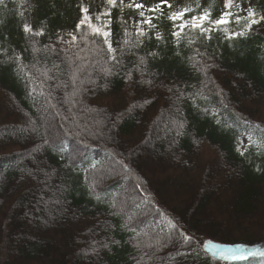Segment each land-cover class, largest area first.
Masks as SVG:
<instances>
[{"label": "trees", "instance_id": "16d2710c", "mask_svg": "<svg viewBox=\"0 0 264 264\" xmlns=\"http://www.w3.org/2000/svg\"><path fill=\"white\" fill-rule=\"evenodd\" d=\"M250 1L257 18L264 14V0H236L226 10L234 14L232 23L226 26L228 31L245 30L246 21L237 24L235 20L236 15H247L241 10ZM81 6L89 10L92 27L85 22L77 30ZM180 6L193 9L186 19L204 10L211 13L212 19L224 12L219 0H183ZM104 12H110V17L102 15ZM124 12L136 14L138 9L129 3L121 4V0H116L115 6L108 5L107 0H4L0 4V36L4 58L11 65L7 71L0 69V177L10 174L9 161L14 156L27 158L45 147L65 155L76 143L85 152L84 156L78 164L67 162L68 166L82 167L84 173H89L88 177L94 170H100L98 175L102 179L87 180V184L106 196H111L115 189L119 193L127 184L124 211L127 219L131 217L128 225L137 232L154 229L162 238L167 236L166 232L181 236L183 231L192 237L210 234V230L195 231L181 223V216L168 208L174 200L191 207L210 197L215 209L200 217L214 223L233 217L237 221L228 225L232 230L247 219L264 221V169L259 177L245 182L235 160L242 156L237 147L233 150L234 142H213L192 135L183 138L184 108L196 104L208 111L217 109L215 116L235 139L245 137L264 151V120L260 111L264 101V22L253 25L246 36L232 40L225 38V26L214 31L211 40H202L198 31L185 29L177 44L171 36L173 25L168 12L162 11L163 15L148 12L147 17H154L155 27L134 25L132 31L122 19ZM109 19L111 23L104 30L110 31L109 41L116 49L114 55L122 61V67L113 70V75L102 70L112 67L114 61L108 57L113 54L108 53L104 37L93 31L103 28ZM25 24L33 32L43 31V34L26 33ZM138 27L144 31L143 36L138 33ZM60 35L69 40L64 42V48L59 43ZM192 39L196 42L189 44ZM206 65H211L209 68L222 77L216 76V82H212ZM77 68L75 87L80 88V93L74 99L80 103L69 112L65 93L73 91L70 75ZM6 75L9 78L3 79ZM65 83L67 87L62 86ZM13 84L19 93L13 90ZM153 87L162 88L161 92L156 91L157 102L149 99ZM49 94L51 104L46 103ZM29 119L35 120L39 134L24 131L33 125ZM179 121L183 122L182 128L177 127ZM19 132L21 135L16 136ZM57 134L59 138L55 141ZM45 138L49 143H43ZM147 148L150 152H145ZM87 155L93 158L102 155L99 162H105L104 165L83 163ZM32 164L29 162V172L37 176L17 182L18 191L8 201V211L2 210L0 201V264H11L21 257L30 238L36 240L37 248L41 242L49 248L55 243V237L43 228H36L33 235L27 232L22 221L26 212L32 211L31 200L35 204L39 195H50L51 190H56L54 179L40 178L43 173ZM237 182L240 185L235 191ZM161 221L167 225L163 229L159 228ZM80 224L65 261L54 260V264H82L91 253L89 227L85 222ZM239 247L236 252L246 260L244 264H264V237L247 240ZM31 264H45V261L38 259Z\"/></svg>", "mask_w": 264, "mask_h": 264}, {"label": "rangeland", "instance_id": "374dc122", "mask_svg": "<svg viewBox=\"0 0 264 264\" xmlns=\"http://www.w3.org/2000/svg\"><path fill=\"white\" fill-rule=\"evenodd\" d=\"M235 1L232 0V6ZM123 2L131 4V7H134L135 4H143L145 6L143 9H138L136 14L124 12L122 19L128 26L129 31H132L134 25L144 26L145 23H142V20L147 18V13L150 12L148 9L155 7L159 0H123ZM170 3L173 5V9L170 10L164 7L162 11H166L171 15L172 11L181 7L180 4L183 3V0H170ZM252 5L251 1L246 3L241 12L245 14L246 12L243 9ZM219 6L223 11L232 7L226 9L225 0H219ZM141 11L145 13L144 18L140 16ZM158 12L161 11L157 10L156 13ZM64 33L65 31L61 32V34ZM63 38L60 35L59 43L61 48L65 47V41L69 42L68 39ZM10 66L4 58L3 43L0 36V69L7 71ZM206 70L212 82H216L214 80L216 76L222 77L215 69L207 67ZM8 78V75L5 78L3 77V79ZM14 84L11 85L13 90L19 93L17 85L15 84V86ZM217 86L219 85L217 84ZM161 89L160 87H153L154 93L152 92L149 99L157 102V99H155L156 91L161 92ZM126 101H129L128 98ZM261 102L260 111L263 114L261 120H264V101ZM109 104H112V102ZM215 113L217 114V109L208 111L200 105H187L184 108L185 128L183 130V138L186 139L192 135L195 138L205 137L213 142H234V144L232 143L234 145L233 150L237 147L238 154L242 156V158L238 157L235 160L242 169L245 182L259 177L264 169V156L259 154L262 151V147L256 143L249 142L245 137L235 139L229 130L219 122ZM29 121L37 125L34 119H29ZM17 135L20 136V132ZM22 136L24 137L26 134ZM50 136L52 138L53 134H50ZM58 138V134L54 136L55 141H58ZM74 146L70 150L67 149L65 155L56 151L52 152L45 147L28 154L27 158L29 159L14 156L9 161L11 165L10 174L0 177V201L3 202V211H8V201L18 191L17 185L24 180H30L33 176H37L35 172H29V162H33L38 172L43 173L41 177L39 176L40 178L54 179L55 191L60 188L62 190H59L57 194H54L53 192L55 191L51 190L49 192L50 195L43 194L41 196L38 192V201L34 204L35 201L30 199V210L32 211L26 212V216L22 219L27 232H32V235L37 233L34 232L36 228H43L44 231L52 234L55 237L53 247L49 248L46 243L41 242L40 248H37L35 247L38 245L35 242L36 240L30 238L24 245L27 247L23 255L11 264H31L32 261L38 259L44 260L45 264H54V260L65 261L66 256L70 252L69 250L73 246L71 240L73 235L77 234L81 221L88 225L93 242L91 253L86 255L82 264H244L238 261L241 255H238L236 250L247 240H259L264 237V221L253 220L252 222L251 219H247L239 225H235L236 228L232 230L228 225L237 221L233 217L226 218L223 223H214L207 217H204L203 220L200 217L202 214L215 209L212 204L213 200L210 197L208 201L205 200L204 203L198 202L191 207L185 206L179 200L169 203L168 208L181 216V223L195 228V231L197 229L210 230L208 235L206 233L196 235L192 241L191 248L184 242L182 236L176 235L175 232L171 234L166 232L167 236L164 238L159 236V231L154 229H145L137 232L128 225L129 219H127L124 211L126 209L124 207L126 199L123 196L127 184L124 188H120L119 193H116L118 190L115 189L116 191H113L111 196L104 195L101 190H97L93 185H90V187L87 184V180L97 182L102 179L100 173L98 175L100 170H91L90 172H93L88 177L89 173H84L82 167L76 168L73 166L71 168L68 166V163L72 165L80 163L85 153H82L83 151H81L78 144L75 143ZM149 150L147 148L145 152ZM100 158L103 159V156L93 158L91 155H87L83 163H98ZM99 163H102L103 166L105 162L101 161ZM34 164L32 165L34 166ZM7 168L10 167L7 166ZM239 185L240 183L236 184L235 191ZM39 186H42V183H39ZM146 203L148 202L146 201ZM113 205H116V207H113ZM225 206L226 203L224 202ZM160 223L159 228L163 229L167 226L165 222L161 221ZM212 227L216 229H212ZM235 230L239 231L235 233L233 232ZM252 235L254 236L251 237ZM209 242L212 246L206 247ZM190 250L193 252L192 255H178V252L187 253ZM221 257H223L222 261H220Z\"/></svg>", "mask_w": 264, "mask_h": 264}, {"label": "snow or ice", "instance_id": "6c2138e0", "mask_svg": "<svg viewBox=\"0 0 264 264\" xmlns=\"http://www.w3.org/2000/svg\"><path fill=\"white\" fill-rule=\"evenodd\" d=\"M4 2V0H0V4H2ZM123 3V0H121V4ZM107 4L108 5H112L115 6L116 5V0H107ZM232 6V0H225V8H230ZM134 7L136 9H143L145 6L143 4H135ZM164 7H167L168 9H173V5L170 3V0H159V3L155 5V7L148 9V11L150 12H156L157 10L161 11V15H163L162 9ZM197 7H201L199 4H197ZM237 8H239L240 6L237 4L236 5ZM80 13H81V19L77 22L76 28L77 30L80 29L81 25L84 24L85 22H88L89 27H92L91 23H90V17L88 16V9L85 7H80ZM193 9L190 8L189 6H184L182 8H179L177 10H174L171 12V15L168 17V19L172 22L173 25V31L171 32V36L174 38V40L176 41L177 44H179L180 40H181V33H183L185 31V29H190L193 32H197L199 33V38L202 40H211L212 39V33L214 31H220L221 30V26H225V38L227 40H232L236 37H241V36H246L248 34L249 31H251L252 26L256 25V24H261V22H264V14H260L259 17L257 18V12L254 10V8L252 6H249L245 9H243V11H245L247 13L246 16H239L236 15V20L235 22L237 24H239V22L241 20L246 21L245 23V30H241V31H228L226 26L232 23V19L231 17L234 15L231 11H224L221 12L219 17L216 19H212L211 18V13L207 10H204L202 12H200L197 15H191L190 17H188L187 19L185 17L188 16V13L192 12ZM102 15H106L109 16L111 15L110 12H104L102 13ZM140 16L142 18H144L145 13L144 11L140 12ZM97 20L100 19V15H98ZM154 19V17H147L144 18L142 20V23L148 24L150 27H155L154 24H152V20ZM177 21H179V23H177ZM111 23V20L109 19L103 26V28H93V31L97 34H101L104 37V43L105 45H107V50L108 53L113 54V55H109L108 59L114 61V64L112 65L111 68H104L102 69L106 75H113L114 71L116 70L118 71L120 67H122V61L120 59H117L116 55H114L116 53V49L112 47V44L109 41V37L111 35L110 31H105L104 28H107L108 25ZM24 31L26 33H31L33 35H42L43 31L41 32H33V30L29 27L28 24H25L23 26ZM138 33L143 36L145 33L142 29H140L139 27L137 28ZM161 37L157 36V39H160ZM76 40V36L73 35L72 36V41ZM196 42L195 39L189 40L188 43L189 44H194ZM47 47V46H46ZM83 51V50H82ZM150 55L155 56V53H150ZM17 60L20 59L19 56L15 57ZM69 63H71L69 61ZM140 63L143 64L144 60L143 58H141ZM54 67H59L58 65H54ZM205 67H211V65H206ZM79 71V68L77 69H73L70 75V79L72 84L74 85L73 87V91L71 93H65V100L64 102L69 104V112H71L72 108L76 106L77 103H80V101L74 99L75 97H77L80 93V88L75 87L76 85V81H77V75L76 73ZM46 75V73H45ZM127 76L130 77L131 76V71H129L127 73ZM49 79H55V77H48ZM85 81H80L81 84H83ZM94 83V81H92ZM61 86V85H58ZM63 87H67V84H63ZM197 95H201L200 93H197ZM46 103L51 104V94H49L48 99L46 100ZM52 107H55V105H52ZM135 107V105L133 106ZM224 107L226 108L227 105H224ZM64 119L67 121L68 117H64ZM243 119V118H241ZM74 122V121H73ZM246 124H248V121H244ZM249 126L251 127L252 125L249 124ZM177 127L178 128H182L183 127V122L179 121L177 122ZM255 127L259 128V125H255ZM24 131L26 132H30V133H37L39 134V127L37 125H32L31 127L25 128ZM177 135H179V132H177ZM44 144L49 143V140L47 138H45L43 140ZM243 155V153H241ZM260 155L264 156V151L259 152ZM47 175V174H46ZM113 207H116V205H113ZM129 219H131V217H129ZM171 223V222H169ZM172 227H176V225H172ZM180 235L182 236L184 242L186 244H188L191 248V244L192 241L194 239V237H192L190 234H187L183 231L180 232ZM207 246H212L210 244V242L206 245ZM193 252L190 250L187 253L184 252H178V255H192ZM253 253L249 252V255H252Z\"/></svg>", "mask_w": 264, "mask_h": 264}]
</instances>
